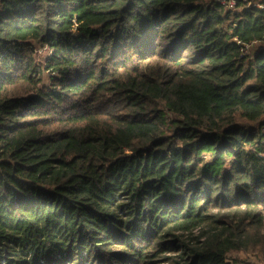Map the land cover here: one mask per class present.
I'll return each instance as SVG.
<instances>
[{"label":"trees","instance_id":"16d2710c","mask_svg":"<svg viewBox=\"0 0 264 264\" xmlns=\"http://www.w3.org/2000/svg\"><path fill=\"white\" fill-rule=\"evenodd\" d=\"M263 230L264 0H0V264H235Z\"/></svg>","mask_w":264,"mask_h":264},{"label":"rangeland","instance_id":"374dc122","mask_svg":"<svg viewBox=\"0 0 264 264\" xmlns=\"http://www.w3.org/2000/svg\"><path fill=\"white\" fill-rule=\"evenodd\" d=\"M48 52L47 47L34 45V58L38 64L44 62L48 56ZM44 80V83L47 84V77ZM263 233L264 230L261 232V235ZM228 259L235 264H264V243L261 246L251 247L245 251L232 252L228 255Z\"/></svg>","mask_w":264,"mask_h":264},{"label":"built area","instance_id":"2783aa9c","mask_svg":"<svg viewBox=\"0 0 264 264\" xmlns=\"http://www.w3.org/2000/svg\"><path fill=\"white\" fill-rule=\"evenodd\" d=\"M213 2L220 4L225 9L233 10L236 5V0H212ZM256 7L261 8L260 4H255Z\"/></svg>","mask_w":264,"mask_h":264}]
</instances>
